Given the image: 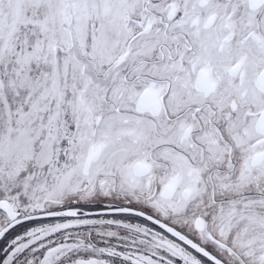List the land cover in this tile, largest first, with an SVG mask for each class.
<instances>
[{"label": "snow or ice", "instance_id": "6c2138e0", "mask_svg": "<svg viewBox=\"0 0 264 264\" xmlns=\"http://www.w3.org/2000/svg\"><path fill=\"white\" fill-rule=\"evenodd\" d=\"M0 264H264V0H0Z\"/></svg>", "mask_w": 264, "mask_h": 264}]
</instances>
